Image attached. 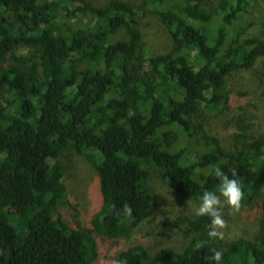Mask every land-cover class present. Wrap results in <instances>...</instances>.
<instances>
[{
    "label": "trees",
    "instance_id": "1",
    "mask_svg": "<svg viewBox=\"0 0 264 264\" xmlns=\"http://www.w3.org/2000/svg\"><path fill=\"white\" fill-rule=\"evenodd\" d=\"M93 1L0 0V264H94L95 235L129 237L150 219V170L198 201L218 193L217 171L235 170L243 203L261 212L258 233L224 250L207 235L209 217L178 216L165 229L190 238L181 251L152 256L135 245L115 260L211 264L217 249L222 264H264V133L249 141L236 132L228 151L196 121L222 114L228 77L264 57V39L246 35L264 0H221L213 10L210 0ZM151 5L173 40L163 54L150 55L139 21ZM67 151L98 174L101 205L88 229L58 213L69 203Z\"/></svg>",
    "mask_w": 264,
    "mask_h": 264
},
{
    "label": "rangeland",
    "instance_id": "2",
    "mask_svg": "<svg viewBox=\"0 0 264 264\" xmlns=\"http://www.w3.org/2000/svg\"><path fill=\"white\" fill-rule=\"evenodd\" d=\"M141 6L145 0H123ZM221 0H210L209 8H217ZM95 5L102 7L110 0H95ZM254 18L259 23L250 28L247 36H259L264 39L262 9L264 1H260ZM141 29L147 42L150 55L163 54L173 48L171 34L163 23L155 6L139 19ZM245 35V36H246ZM229 91V105L222 114L211 111L203 113L197 122H203L212 135L219 137L226 150H233L236 145V132H243L246 139L255 141L264 133V57L259 59L250 70L232 73L226 82ZM244 127V128H242ZM242 130V131H241ZM65 164V182L67 185L68 204L60 205L58 213L69 225L80 221L85 228H91L92 220L101 205L98 174L95 167L84 156L67 151L63 158ZM150 172V187L153 195L151 217L140 225L131 236L110 239L95 235L99 249V257L94 264H112L118 254L129 247L141 245L153 256L162 248H173L181 251L190 241L183 231H168L165 226L173 227L178 216L195 218L194 209L200 201L180 196L166 184L161 177ZM191 201L188 205L187 202ZM243 203V202H242ZM227 221L225 238L220 240L224 250L227 244L239 238L253 239L256 237L261 220L258 206L243 203L241 212L229 215L225 206L222 210ZM244 264H252L251 257H244ZM252 262V263H251Z\"/></svg>",
    "mask_w": 264,
    "mask_h": 264
},
{
    "label": "clouds",
    "instance_id": "3",
    "mask_svg": "<svg viewBox=\"0 0 264 264\" xmlns=\"http://www.w3.org/2000/svg\"><path fill=\"white\" fill-rule=\"evenodd\" d=\"M216 175L220 179L219 191H206L200 198L198 207L194 209L195 215L198 217L207 216L210 218L207 235L212 240H223L225 238V230L228 228L227 221L223 217V208L227 206L229 215H236L241 212L243 201L245 199L244 192L239 182V177L235 170L232 171V177L217 171ZM188 205L191 204L189 200ZM123 214L131 215L132 209L128 205H124ZM211 264H222L223 252L217 249L212 250L210 258ZM112 264H121L118 260H113Z\"/></svg>",
    "mask_w": 264,
    "mask_h": 264
}]
</instances>
